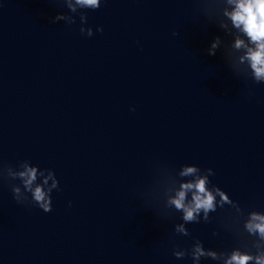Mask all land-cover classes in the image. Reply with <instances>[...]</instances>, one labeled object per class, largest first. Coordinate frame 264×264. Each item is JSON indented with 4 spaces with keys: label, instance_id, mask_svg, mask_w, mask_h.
Masks as SVG:
<instances>
[{
    "label": "water",
    "instance_id": "1",
    "mask_svg": "<svg viewBox=\"0 0 264 264\" xmlns=\"http://www.w3.org/2000/svg\"><path fill=\"white\" fill-rule=\"evenodd\" d=\"M79 11L90 38L62 4L0 0V162L50 169L60 189L44 213L0 184V264H192L173 249L250 248L244 224L264 213V84L236 76L223 48L207 54L231 40L211 10L107 0ZM58 14L75 24L52 23ZM182 165L211 168L239 203L186 225L188 237L174 235L180 213L160 215Z\"/></svg>",
    "mask_w": 264,
    "mask_h": 264
},
{
    "label": "clouds",
    "instance_id": "2",
    "mask_svg": "<svg viewBox=\"0 0 264 264\" xmlns=\"http://www.w3.org/2000/svg\"><path fill=\"white\" fill-rule=\"evenodd\" d=\"M65 6L70 13L78 14L80 33L93 36L92 29L85 28L87 15L79 11L98 10L107 0H50ZM203 8L211 10L209 21L215 22L230 37L225 43L217 36L207 49L209 56H215L223 48V55L231 71L238 77L251 79L255 84H264V0H199ZM223 19H217L216 12ZM64 21L75 24L74 15L58 14L52 23ZM102 32V28H97ZM176 35V33H174ZM247 64L249 75L245 76L239 66ZM134 111V109H132ZM215 173L211 168L201 169L196 165H182L172 177L175 187L167 197L160 215L169 219L180 213L181 222L174 225V235L188 237L186 225L211 222V213L224 209L226 205L239 207V203L230 199L228 194L216 185H211L209 177ZM19 181V184L13 183ZM7 182L12 197L18 205L38 207L44 213L52 211V192L59 191V181L50 169H40L30 161L18 162L16 167L0 162V184ZM211 185V186H210ZM29 194L30 197L29 198ZM71 204L69 203V207ZM244 224V230L252 237L251 246H235L230 251L205 249L200 240H195L190 249H173L177 260L190 257L192 264H201V260H211L216 264H264V213L252 211ZM217 235V233H213Z\"/></svg>",
    "mask_w": 264,
    "mask_h": 264
}]
</instances>
